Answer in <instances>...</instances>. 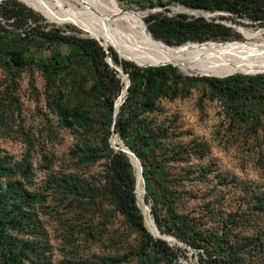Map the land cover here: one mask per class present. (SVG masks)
<instances>
[{"label":"rangeland","instance_id":"1","mask_svg":"<svg viewBox=\"0 0 264 264\" xmlns=\"http://www.w3.org/2000/svg\"><path fill=\"white\" fill-rule=\"evenodd\" d=\"M14 1L27 4L66 41L48 42L35 27L16 29L12 19L0 17V264H264V146L257 148L231 117L237 102L263 126L264 71L211 75L167 63L166 86L152 105L144 104L126 89L122 97L125 78L106 59L112 52L119 60L156 63L139 60V51L120 56L104 34L74 21L76 12L101 16L99 9L77 0ZM114 2L131 21L184 15L230 29L225 40L186 49L264 50V19L189 9L175 0ZM80 38L101 47L106 68L90 66L76 45ZM42 62L54 70L44 71ZM110 73L122 91L115 93ZM201 78L229 80V90H212ZM120 106L132 119L122 137L113 130ZM119 145L141 154L148 188L135 197L139 212L141 196L157 195L162 222L186 233V241L160 234L166 254L143 248L142 232L107 193L108 156ZM143 227L161 237L150 223Z\"/></svg>","mask_w":264,"mask_h":264},{"label":"trees","instance_id":"2","mask_svg":"<svg viewBox=\"0 0 264 264\" xmlns=\"http://www.w3.org/2000/svg\"><path fill=\"white\" fill-rule=\"evenodd\" d=\"M175 1L189 9L222 11L233 16H243L247 20L252 22L264 19V3L260 2V0ZM30 7L33 9H37L33 6ZM0 17L4 20L12 19L11 23L16 29H20L24 25L28 24L29 29L27 30V32H31L32 30L36 29V32L39 33L41 38L48 42H55L56 40L64 42L66 41V38L59 36L55 30H51V28L47 26L48 24L39 14L35 13L30 8L17 1L10 0L2 3V5H0ZM142 17L143 16L134 17L132 18V21L134 24L138 25L146 32L142 22ZM143 20L146 23L147 29L149 30L151 35L155 39H158L164 44H166L165 46L168 45V47H170L171 49H178L182 48V46H190L195 44H183L186 41H193L199 42L197 44H204L201 42L207 40L221 41L225 40L231 35L229 28L220 24L206 21L201 17L188 18L184 15L167 17L163 14H153L144 17ZM76 45L80 49L81 53L86 56L90 66L92 65L95 68L103 66L104 68H106L103 62V51L95 41L89 38H80L76 41ZM110 58L114 64L119 65L121 71L126 75L129 81V85L126 87L127 92H129L130 94H136L137 96L140 95L143 99L142 101L144 102V104L152 105V102L159 97L162 89L166 86L164 84L166 67L164 65L154 67H137L135 65H143L130 61L135 64L133 65L127 62L128 60H119L112 52H110ZM57 63L58 62H55L54 64ZM39 65L44 71L54 70V68L47 63L42 62ZM115 69L118 72V66L115 67ZM108 76L109 80L113 81L115 84V93L118 92L122 86L121 84H119V79L116 78L112 73H110ZM201 81L207 83L209 85V88L212 90H219L225 92L229 90V80L201 78ZM124 86L125 84L123 82L122 89L124 88ZM108 102L109 106H111V100L108 99ZM233 105L234 106L231 107L232 120L238 123L241 128L245 130L247 129L246 131L248 133L249 138L255 141V143H253L257 148L261 149V147L264 146V124L262 126V122L256 120L255 116L253 115H250L248 117V115H246V113L242 110L241 107L237 108V102ZM131 128L132 119L130 115L125 114L123 112L122 106H120L119 112L115 115L113 121V130L115 133L122 137L126 135L131 130ZM129 151L139 162L141 172L140 181L141 178L143 181V184L141 182V185L142 188L146 189L148 188V184L144 182L146 172L142 166L143 162L141 161V154L137 149L129 148ZM128 157L120 151H112L109 153L107 161L109 172L107 182V193L109 197L112 198L114 205L116 206L118 211L126 217L127 221L131 225L135 226L138 230L142 232V236L145 238V240L143 241V248L147 249L151 246L156 247L158 251L163 254H166L169 251V247L165 244V242L160 239L152 238L149 233L145 232L144 230L142 215L135 205L136 193L138 194L140 186L137 180L135 179L133 173L135 171H133L134 166L132 167L130 161H128ZM130 166L132 168L133 174L131 173ZM20 194L24 195L26 199H30L31 197L32 199L34 198L33 195L30 197L31 194L27 192L22 191L20 192ZM157 197V195L149 196L147 194L143 196V201L148 206L149 214L152 218L155 228L160 234H171L177 237L178 239L186 241V233L182 232L180 228L176 229L173 226L167 225L166 223L162 222V218L159 215V207L156 202L158 199ZM144 221L146 223V220ZM0 222H2V220H0ZM146 226L148 228L147 223ZM233 261V259L230 260L229 264H233Z\"/></svg>","mask_w":264,"mask_h":264},{"label":"bare ground","instance_id":"3","mask_svg":"<svg viewBox=\"0 0 264 264\" xmlns=\"http://www.w3.org/2000/svg\"><path fill=\"white\" fill-rule=\"evenodd\" d=\"M77 1L89 5L92 9H99L102 15L97 16L93 11H88V9L87 12H76V17L74 19L76 23L78 22L83 25L89 26V28L91 27L93 32L96 31L104 34L107 42L110 43L116 50H118L120 56L124 58H132L131 53L133 51H139L140 58L137 57L139 58V60L152 61L156 64H143L133 61V59L128 61H133L142 65H165L167 63H173L179 68H185L188 70H194L195 72H201V74L204 73L211 75H227L233 71H264V50H259L258 47L232 48L218 47L208 44L201 46L194 45L191 49H186L184 47L178 49L167 48L168 45L164 46L166 44L155 39L146 31L151 36L150 37L143 29L134 24L126 14H123L122 11L118 9V7L115 5L116 3L114 2V0H111L112 2L110 0ZM64 15L65 14H61V16ZM118 21L121 22V25ZM100 44L103 46V43L100 42ZM196 49H203L205 53L197 55L194 53L196 52ZM118 72L123 78H125L120 73L119 68ZM124 91L125 86L122 92V97L124 96ZM117 106L118 104L115 108H117ZM112 142L115 143L114 141ZM119 146L123 151H125L126 156H129L128 159L132 167L134 166L133 171H135L133 173L140 186L138 194L136 193V198H139L140 194L143 192V188L141 185V182L143 184V181L142 178L140 181V175L137 170L138 165L136 167L137 162L134 158V155L130 154L131 152L129 151V149L122 145ZM139 206L141 211L143 212L142 214L145 217L146 223H150V225L152 226L150 218L147 214V210L143 206ZM146 223L144 221L145 225ZM158 238L165 240V236L163 235Z\"/></svg>","mask_w":264,"mask_h":264},{"label":"water","instance_id":"4","mask_svg":"<svg viewBox=\"0 0 264 264\" xmlns=\"http://www.w3.org/2000/svg\"><path fill=\"white\" fill-rule=\"evenodd\" d=\"M142 22H143V24H144V26H145L146 31L151 35V33H150L149 30L147 29V26L145 25V23H144L143 20H142ZM151 36H152V35H151ZM152 37H153V36H152ZM106 61H107V63H108L110 66H114L113 62H112L109 58H107ZM163 65H164V64H162V65H143V66H140V67H148V66L154 67V66H163ZM137 66H139V65H137ZM119 69H120V73L125 77V80H126L125 89H126V87H127V83H128L127 77H126L125 74L122 73L120 67H119ZM119 151L122 152V153H124L125 156H126L125 151H123L121 148L119 149ZM130 154H132V153H130ZM134 158H135V157H134ZM135 160H136V162H137L138 170H139V175H140V177H141V172H140V165H139V162H138V160H137L136 158H135ZM128 161H129V160H128ZM141 204H142V206L147 210V214H148V216H149V218H150V221H151V223H152V225H153V228H154L155 232L158 233L157 229L155 228V226H154V224H153L152 218H151V216H150V214H149V210H148L147 206L145 205L143 199H141ZM141 215H142V220H143V222H144V218H143V214H142V212H141ZM158 234H159V236H161L160 233H158ZM159 239H161V238H159ZM161 240H163V239H161Z\"/></svg>","mask_w":264,"mask_h":264}]
</instances>
